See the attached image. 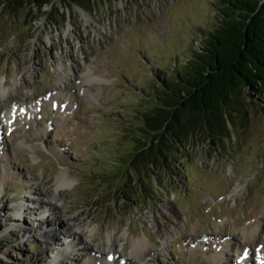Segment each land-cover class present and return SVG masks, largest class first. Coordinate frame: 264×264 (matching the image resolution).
<instances>
[{"label": "rangeland", "instance_id": "374dc122", "mask_svg": "<svg viewBox=\"0 0 264 264\" xmlns=\"http://www.w3.org/2000/svg\"><path fill=\"white\" fill-rule=\"evenodd\" d=\"M216 1L93 0L85 8L56 0L59 11L46 3L33 7L38 17L25 18L0 10V85L10 88L0 105L45 97L70 64L84 72L93 66L105 78L86 86L92 99L76 91L75 109L45 101L38 113L17 111L12 131L7 122L1 128L3 264H139L131 252L144 233L152 249L147 264L243 263V230L258 226L264 236V95L250 97L229 149L201 137L184 148L169 178L154 180L160 191L150 186L121 198L107 192L124 167L118 160L131 146L127 132L139 124L128 115L199 45L200 32L215 20ZM65 95L58 96L74 101ZM62 173L70 181L59 186ZM67 213L77 216L74 238L63 233ZM255 250L243 258L247 264L258 263Z\"/></svg>", "mask_w": 264, "mask_h": 264}, {"label": "trees", "instance_id": "16d2710c", "mask_svg": "<svg viewBox=\"0 0 264 264\" xmlns=\"http://www.w3.org/2000/svg\"><path fill=\"white\" fill-rule=\"evenodd\" d=\"M55 1L0 0V10L25 18L46 3L59 11ZM65 1L85 8L93 3ZM215 13L213 24L200 32L199 45L175 70L159 77L153 98L137 114L128 115L139 124L127 132L131 146L119 156L124 167L110 178V195H138L150 186L160 191L154 180L169 178L184 148L201 137L211 145L227 143L220 149H229L234 123L253 105L250 97L264 95V0H218Z\"/></svg>", "mask_w": 264, "mask_h": 264}, {"label": "bare ground", "instance_id": "6f19581e", "mask_svg": "<svg viewBox=\"0 0 264 264\" xmlns=\"http://www.w3.org/2000/svg\"><path fill=\"white\" fill-rule=\"evenodd\" d=\"M84 14H86L85 13V11L84 10H81ZM58 68H60V67H58ZM31 74V73H30ZM94 78V77H93ZM1 80H3V79H1ZM0 80V81H1ZM65 92L64 91H61L60 92V95L61 94H64ZM5 94V92L4 91H1V85H0V96L1 97H3V95ZM91 95V94H90ZM91 96H93V94L91 95ZM70 181V178L69 177H67V174L66 173H62L61 175H60V177H59V186H63L65 183H68ZM16 209L18 210V211H20V210H22L23 209V206H22V204H18L17 205V207H16ZM67 216L66 217H64V219H65V221H66V223H69V229H66L63 233H65L66 234V236L67 237H72L73 236V238L75 237V231H74V227H75V222H76V220H77V216H75V215H72V214H69V213H67L66 214ZM16 217V216H15ZM18 218V217H17ZM18 220V219H17ZM177 224H175L174 226H173V228H175V229H177V227L178 226H176ZM257 227L258 226H253V225H251V226H247L244 230H243V233H244V235L243 236H245V240L247 241L246 242V247H248L249 246V248H250V252H252V245H257L258 243L257 242H260L261 243V245H262V248L264 249V240H262L261 238L262 237H264L263 236V234H262V237H261V235H258V233H257ZM167 231H168V229H166ZM260 232V231H259ZM260 234V233H259ZM57 235H58V232H57ZM59 236V235H58ZM148 237V235H146V233H144L143 234V236L142 237H138V238H136L135 240H134V242H133V246H134V250L131 252V255H132V257H138V263L139 264H147L148 263V261L151 259V255H152V253H151V251H152V249H150L149 248V246L146 244V241H147V239H146V237ZM233 238H234V236H233ZM165 239V238H164ZM231 238H229V240H230ZM235 239V238H234ZM262 240V241H261ZM257 241V242H256ZM78 244H82V241H78ZM87 244V243H86ZM85 244V245H86ZM67 248H65V250H66ZM67 251V250H66ZM115 254H116V252H114ZM258 253H263V252H258ZM256 254H257V252H256ZM135 259V258H134ZM249 258H245V260H243L244 261V263H246L247 264V260H248ZM261 259H264V258H261ZM136 261V260H135ZM261 262H259V263H255V264H260ZM217 264H223L222 263V261H221V259H220V261H219V263H217Z\"/></svg>", "mask_w": 264, "mask_h": 264}]
</instances>
